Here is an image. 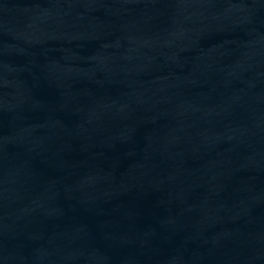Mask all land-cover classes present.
<instances>
[{"label":"water","instance_id":"water-1","mask_svg":"<svg viewBox=\"0 0 264 264\" xmlns=\"http://www.w3.org/2000/svg\"><path fill=\"white\" fill-rule=\"evenodd\" d=\"M0 264H264V0H0Z\"/></svg>","mask_w":264,"mask_h":264}]
</instances>
